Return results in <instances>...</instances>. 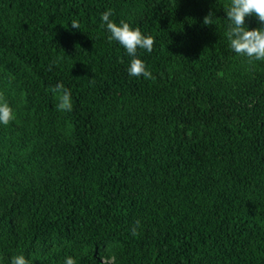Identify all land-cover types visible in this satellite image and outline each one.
<instances>
[{"label": "trees", "instance_id": "trees-1", "mask_svg": "<svg viewBox=\"0 0 264 264\" xmlns=\"http://www.w3.org/2000/svg\"><path fill=\"white\" fill-rule=\"evenodd\" d=\"M229 3L0 0V264H264V61L230 49ZM107 9L154 37L152 79Z\"/></svg>", "mask_w": 264, "mask_h": 264}, {"label": "clouds", "instance_id": "clouds-1", "mask_svg": "<svg viewBox=\"0 0 264 264\" xmlns=\"http://www.w3.org/2000/svg\"><path fill=\"white\" fill-rule=\"evenodd\" d=\"M228 20L226 37L230 49L237 55L248 60L264 61V0H230L225 10ZM114 13L112 9L105 10L100 15L101 26L108 33V42H116L123 50L124 54L130 58L127 66L129 76L145 79H152V73L147 68L145 62L139 58L138 49L151 53L154 46V37L144 34L139 27H133L128 22L120 20L116 22L112 19ZM249 16H255L261 27L249 29L245 20ZM214 13L209 11L204 17L205 25L211 24ZM73 29L79 30L77 21L71 22ZM54 93H61L56 104L57 111H72V94L62 83H57L53 89ZM16 120V112L10 104L0 97V125L7 126ZM135 235V228L132 230ZM9 264H29L24 255L10 257ZM63 264H77L73 256H66ZM102 264V262H101Z\"/></svg>", "mask_w": 264, "mask_h": 264}]
</instances>
